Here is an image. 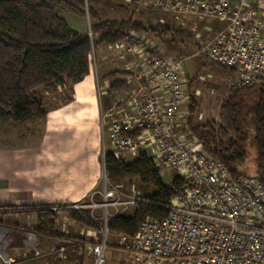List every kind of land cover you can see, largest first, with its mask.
<instances>
[{"label": "built area", "instance_id": "obj_1", "mask_svg": "<svg viewBox=\"0 0 264 264\" xmlns=\"http://www.w3.org/2000/svg\"><path fill=\"white\" fill-rule=\"evenodd\" d=\"M151 6L172 16L219 23L221 30L198 55L234 71L236 88L264 85V0H151ZM109 47L124 64L119 79L128 86L102 120L110 154L125 163L145 156L163 177L191 182L162 206L169 211L165 220L146 219L135 237L121 236V249L133 256L132 264H264V186L256 177H233L186 132L184 60L168 55L141 31H129ZM114 196L105 192L102 205L91 201L73 208L103 207L108 213L110 207L133 209L147 202H106ZM109 223L106 216V237ZM107 247L102 242L92 248L93 264H107ZM0 256L4 264L15 263L4 248Z\"/></svg>", "mask_w": 264, "mask_h": 264}, {"label": "trees", "instance_id": "obj_2", "mask_svg": "<svg viewBox=\"0 0 264 264\" xmlns=\"http://www.w3.org/2000/svg\"><path fill=\"white\" fill-rule=\"evenodd\" d=\"M91 1L0 0V118L17 125H26L36 119L46 120L49 112L38 93L83 82L92 71L96 42L113 46L129 31H141L156 37L155 30L141 24L101 21L99 14L89 6ZM60 11L80 18L89 17L92 39L75 31L60 16ZM211 69L225 81L236 78L232 70L218 66ZM121 75V72L108 75L114 79L108 89L112 99L128 88L119 79ZM253 95H257V99L249 103ZM193 111L191 107L192 114ZM190 130L204 151L219 161L233 177L241 175L238 167L247 160V145H254L259 155L256 178L264 186V85L236 88L225 98L218 122L190 127ZM104 169L110 183L138 180L155 189L153 195L143 198L146 203H137L129 214L110 220L109 233L120 236L135 237L146 219L165 220L169 211L162 206H169L191 185L190 181L180 177H174L171 184L166 185L161 172L145 156L125 163L107 154ZM2 210L4 208H0ZM17 212L37 217L38 227L31 231L42 240L71 242L72 238L63 234L58 226V211L53 208H19ZM66 212L71 221L99 230L101 222L93 221L86 213L72 209Z\"/></svg>", "mask_w": 264, "mask_h": 264}, {"label": "rangeland", "instance_id": "obj_3", "mask_svg": "<svg viewBox=\"0 0 264 264\" xmlns=\"http://www.w3.org/2000/svg\"><path fill=\"white\" fill-rule=\"evenodd\" d=\"M89 6L94 9L100 16L101 21H115V22H131L133 24H141L150 30L156 31V37L149 34V37L154 42L158 43L160 47L164 49L168 55L184 60V75L186 77V94L189 99L188 106L186 107L188 129L186 132L191 134L190 127H202L209 122H218L221 114V106L228 97L230 92L236 89L234 81H225L217 77L211 70L214 67L210 62L198 55L201 46L210 42L216 34L221 30V25L213 20H201L191 17H179L165 14L159 11H155L151 6V0H116L115 2H100L91 1ZM60 16L72 27L78 30H83L84 28H89L91 21L89 17L80 18L76 17L66 11H60ZM89 34V33H88ZM158 36V37H157ZM107 48V47H106ZM105 48V55H114L115 53L110 51L109 48ZM99 44L95 43V53L96 60L94 58L92 70L98 72L100 68L99 57H98ZM110 61V58H109ZM112 66L109 62L106 69L108 73L105 77H102L100 72L99 84L101 88L98 94L102 100L105 95L102 83L106 82L109 78V73L116 70L120 71L123 69V65ZM106 67V66H105ZM114 80L111 82V84ZM99 86V85H98ZM110 87V86H109ZM108 87V88H109ZM72 85H67L65 88L61 87L57 90L52 91H40L38 97L45 103L48 112L52 113L54 110L63 105H68L72 100ZM257 95L251 96L249 103L255 102ZM103 102V100H102ZM113 104V100L108 101L107 108H104L101 113V118L107 115L109 111L108 108ZM191 107H193V114L191 112ZM190 108V109H189ZM192 116V117H191ZM45 120H34L26 125H17L12 121H4V124L0 125V135L4 136L2 132L6 134V138H12L18 135H31L36 133L39 135L41 131L43 122ZM102 124V121H101ZM187 128V127H186ZM107 130V129H106ZM102 139H101V149H102V161L104 168V159L107 154L111 153V144L108 133L103 135L101 127ZM191 138L190 135H188ZM248 157L244 164L238 167L239 173L246 177H258V150L257 148L249 143L247 145ZM164 183L170 185L174 177L164 176ZM99 195L96 198L95 203L102 205L104 202V193L114 192L115 196L110 197L106 200L107 203L119 202H130L132 200H137L141 198H146L155 193V189L151 186L143 185L138 180H125L120 183H110L106 174L102 173V177L99 184ZM82 206H88L91 204H81ZM128 205L119 206L117 208H109L108 213L105 212L103 207L96 209L84 208V209H74L86 213L93 221L101 222L99 230H93L77 223H72L69 220L68 214L65 210H59L57 217L60 212L62 213L63 220L61 221L63 232L72 238L70 244L73 247H66L64 251H59L63 245L60 243H54L58 248L54 249V253L50 257L53 264H67L74 263L76 261H82V264H93L94 257L91 255L92 248L102 242H106L108 247L105 253L107 264H132L133 256L127 254L121 249L120 238L121 236L114 233H109L106 237L105 233V217L108 216L109 219H113L115 215L121 213L125 210L124 214H129L131 209H125ZM9 209H4L0 211V229L6 230L7 224L4 223L5 218L9 215ZM16 213L17 210H15ZM20 214V213H19ZM22 214V213H21ZM60 223V224H61ZM17 228V226L12 225ZM11 226V227H12ZM7 231V230H6ZM18 234L9 231L7 234L0 235V249H3L5 242H15L17 243L20 238ZM12 243V244H13ZM28 243V242H27ZM38 246L39 249L40 241L38 237H34L30 244ZM6 244V243H5ZM59 245V246H57ZM54 248L53 246H49ZM82 248L83 257L77 255V249ZM75 251V253H74ZM62 254V256H60ZM82 259V260H81Z\"/></svg>", "mask_w": 264, "mask_h": 264}, {"label": "crops", "instance_id": "obj_4", "mask_svg": "<svg viewBox=\"0 0 264 264\" xmlns=\"http://www.w3.org/2000/svg\"><path fill=\"white\" fill-rule=\"evenodd\" d=\"M73 29L80 35L89 33V28ZM98 44L101 69L98 72L92 70L83 82L72 85V100L48 113L39 135L33 133L6 138L4 131V136L0 135V208L12 210L4 220L9 228L7 231L0 229V235L12 231L20 236L17 243L5 242L3 246L7 257L15 260L13 264H53L50 257L54 249L58 251L54 243L64 242L59 251L73 247L67 241L42 240L31 231L38 227L37 217L19 214L15 210L48 206L59 211L79 204H91L98 198L104 169L100 112L107 108L108 101L111 103L114 99L108 95V87L114 79L109 77L102 83L105 92L103 102L98 94L101 88L98 79L100 72L102 77L108 74L109 62L112 66L123 65L116 54L105 55V48L110 50L109 46ZM94 58L97 61L95 52ZM183 111L186 112V107ZM4 121L8 119L0 118V125ZM62 213L58 215L59 227L62 226ZM61 231L67 234L63 229ZM34 237L40 241L39 249H36L38 244H30ZM49 246L54 248L49 249ZM76 251L82 258V248ZM0 264H4L1 258ZM67 264H82V261Z\"/></svg>", "mask_w": 264, "mask_h": 264}, {"label": "water", "instance_id": "obj_5", "mask_svg": "<svg viewBox=\"0 0 264 264\" xmlns=\"http://www.w3.org/2000/svg\"><path fill=\"white\" fill-rule=\"evenodd\" d=\"M104 173H105V170H104Z\"/></svg>", "mask_w": 264, "mask_h": 264}]
</instances>
